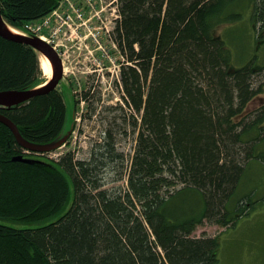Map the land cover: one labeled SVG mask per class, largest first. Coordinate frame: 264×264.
<instances>
[{
  "label": "trees",
  "instance_id": "1",
  "mask_svg": "<svg viewBox=\"0 0 264 264\" xmlns=\"http://www.w3.org/2000/svg\"><path fill=\"white\" fill-rule=\"evenodd\" d=\"M58 2L0 0V10L20 28ZM242 2L263 30L264 0H117L110 35L123 56V105H99L94 79L80 90L85 117L103 125L85 157L28 150L0 122V264L218 262L219 236L196 228L233 226L264 204V191L239 192L252 163L264 168V102L246 110L264 64L233 66L214 31ZM44 81L38 53L0 36V91ZM0 114L36 145L66 128L58 86ZM132 137V153L118 149Z\"/></svg>",
  "mask_w": 264,
  "mask_h": 264
},
{
  "label": "rangeland",
  "instance_id": "2",
  "mask_svg": "<svg viewBox=\"0 0 264 264\" xmlns=\"http://www.w3.org/2000/svg\"><path fill=\"white\" fill-rule=\"evenodd\" d=\"M63 2L66 5L65 0ZM80 6L83 10L76 9L80 11V18L76 17L73 10L64 11L73 18L70 28L57 16L61 17L62 13L50 15L52 22L44 27L46 35L53 36L51 39L54 45H57L66 69L58 86L63 91L67 107L66 128L59 138L67 135L68 141L65 146L56 149L52 156H58L65 150H72L76 157H85L94 141L99 140L103 125L96 115L91 118L85 117L88 113V102L81 99L79 94L81 89L89 87L91 79L96 81L95 85L100 92L99 105H123L120 84H115L118 79L116 77L119 76L118 66L120 67L123 56L108 39L106 33L114 26L112 9L104 6V0H90V5L82 3ZM228 10L238 14L239 17L220 20L214 31L224 39L231 51L232 65L240 66L250 60L255 65L264 64V34H262L264 29H258L252 22L250 5L242 2L240 5H230ZM107 69L112 72L107 74ZM94 70L96 72L91 74ZM258 81L262 90L249 101L246 110L256 108L264 102V76L259 77ZM74 98L78 99L77 105L74 103ZM133 145L134 137L128 141H121L118 149L124 153H132ZM262 146L264 147V142ZM247 184L249 187L244 189ZM249 188L255 189V196L261 195L264 191V168L260 164L250 165L239 192ZM203 233L219 236L216 264H264V204L257 205L249 214L239 218L233 226L224 228L203 223L193 234L200 236Z\"/></svg>",
  "mask_w": 264,
  "mask_h": 264
},
{
  "label": "water",
  "instance_id": "3",
  "mask_svg": "<svg viewBox=\"0 0 264 264\" xmlns=\"http://www.w3.org/2000/svg\"><path fill=\"white\" fill-rule=\"evenodd\" d=\"M0 36L5 39L19 41L30 45L37 53H42L43 55H45L54 66L52 77L44 85H39L28 89H10L0 91V107H11L13 105H18L20 103L30 100L32 97L38 94L46 93L58 85L59 80L62 78V62L58 53L49 43L38 38L37 36L16 35L10 32V30H8V25L2 17L1 10ZM0 122L6 125L11 130L19 145L33 151L54 150L59 147L67 137V135H64L62 138H59L58 140L56 139L55 141L49 144L36 145L25 141L21 137L17 126L8 117L0 114ZM14 159L23 160L26 162L29 161L28 159L23 158L21 155L15 157Z\"/></svg>",
  "mask_w": 264,
  "mask_h": 264
},
{
  "label": "built area",
  "instance_id": "4",
  "mask_svg": "<svg viewBox=\"0 0 264 264\" xmlns=\"http://www.w3.org/2000/svg\"><path fill=\"white\" fill-rule=\"evenodd\" d=\"M113 1L115 2L116 0H109L108 2H106L104 0V6L105 7H108L109 5L111 6V4L114 3ZM82 3L90 5V0H65L66 5H64L63 0H61L59 2L58 6L54 10H52L49 14H47L46 16H44L43 18H41L39 20L31 21V22H28L27 24H25V26H24L25 30L30 31V32L35 33V34H38L42 38L53 42V40L51 39V37H53V36L46 35L47 32L44 31L45 25L52 22L50 15L53 16V15H56L57 13H62L61 17L59 15H57V16L60 18V21H62L64 25H66L68 28H70L69 25L71 23H73V18L71 17L70 14H65L64 11H65V9H67L69 11L73 10L75 15H77L76 17L80 18V16H79L80 11H77L76 9H78V10L82 9L83 10V7L80 6ZM111 9L113 12L112 14L114 16L113 18L117 19L119 17V15H118V12L116 11V6L111 7ZM95 15H97V14H95ZM57 21H55V22H57ZM106 33H107V35H109V29L106 31ZM55 47H57V45H55Z\"/></svg>",
  "mask_w": 264,
  "mask_h": 264
},
{
  "label": "bare ground",
  "instance_id": "5",
  "mask_svg": "<svg viewBox=\"0 0 264 264\" xmlns=\"http://www.w3.org/2000/svg\"><path fill=\"white\" fill-rule=\"evenodd\" d=\"M8 30H10V32H12L13 34L20 35V32L15 28L8 26ZM39 65L45 77L47 79H50L54 71V66L50 62V60L42 53L39 54ZM63 69L64 71L66 70L65 67H63Z\"/></svg>",
  "mask_w": 264,
  "mask_h": 264
},
{
  "label": "flooded vegetation",
  "instance_id": "6",
  "mask_svg": "<svg viewBox=\"0 0 264 264\" xmlns=\"http://www.w3.org/2000/svg\"><path fill=\"white\" fill-rule=\"evenodd\" d=\"M69 83V82H68Z\"/></svg>",
  "mask_w": 264,
  "mask_h": 264
}]
</instances>
